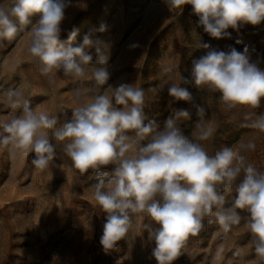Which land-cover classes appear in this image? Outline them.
<instances>
[{
  "label": "clouds",
  "instance_id": "1",
  "mask_svg": "<svg viewBox=\"0 0 264 264\" xmlns=\"http://www.w3.org/2000/svg\"><path fill=\"white\" fill-rule=\"evenodd\" d=\"M160 2L169 12L191 5L197 27L214 39L231 38L230 28L239 30L242 25L264 22V0ZM72 6L73 0H11L8 5L0 0V42H11L19 33L30 31L27 52L39 62L41 74L58 71L74 82L90 81L91 88L84 91L93 93L58 124L57 116L33 109L20 90L9 89L2 103L21 111L0 121V148L9 153H31V164L43 171L57 159L59 145L80 176L95 173L91 187L94 207L104 214L100 243L106 252L127 239L137 215L150 221L144 225L148 242L154 243L149 259L154 258L157 264H174L187 254L182 249L189 236L204 229L205 218L224 233L243 219L258 264H264V171L248 163L245 155L255 151V142L238 141L235 147L223 146L209 155L200 142L209 140L216 129L205 122L202 105H194L198 119L190 134L180 123L191 119L187 109H172L161 126L146 113L142 88L108 84L111 74L104 41L85 34L82 43L73 46L78 30L66 41L60 39L66 10ZM105 30L102 24L96 31ZM196 47L205 52L191 60L189 75L182 76L179 84L167 85L170 104L191 102L188 86H192L219 93L224 111L260 107L264 69L251 61L247 46L243 51L234 46L224 51L198 41ZM93 48L95 62L90 52ZM161 71L169 74L173 66L161 65ZM49 82L54 79L50 77ZM76 94L79 97L81 90ZM243 119L242 127L264 133V113L248 112ZM59 167L64 170L62 164ZM224 193H234L228 206ZM222 251L218 250L214 264ZM235 254L239 255V250Z\"/></svg>",
  "mask_w": 264,
  "mask_h": 264
},
{
  "label": "rangeland",
  "instance_id": "2",
  "mask_svg": "<svg viewBox=\"0 0 264 264\" xmlns=\"http://www.w3.org/2000/svg\"><path fill=\"white\" fill-rule=\"evenodd\" d=\"M2 2L8 5L11 0ZM191 7L169 12L160 0H73L60 39L66 41L73 30H78L73 46L81 44L85 34L101 39L108 48L109 85L128 83L142 88L145 111L161 126L172 109H187L191 119L180 122L186 134L193 131L198 119L194 105H202L205 122L216 129L209 140L200 142L207 153L214 155L223 146L235 147L238 141H254L255 151L245 154L247 162L264 171V133L241 126L246 113H264V100L257 109L240 106L224 111L219 93L188 86L193 100L171 104L167 93V85L179 84L182 76L189 75L191 60L204 54L205 50L196 47L198 41L224 51L230 46L243 51L247 46L251 61L264 69V22L242 25L239 30L230 28L231 38L214 39L197 27L198 18L190 14ZM102 24L106 30L96 31ZM30 39V31H25L11 42H0V121L19 115L21 109L6 108L2 103L9 89H18L33 109L57 116L58 124L62 123L73 107L91 98L93 93L84 91L91 88V82H74L58 71L41 74L39 62L27 52ZM90 52L95 62V49ZM165 64L173 66L171 73H162ZM50 77L54 83L49 82ZM77 89L81 90L79 97ZM56 151L57 159L41 171L31 164V153H9L0 148V264H157L154 258L149 259L154 243L147 240L144 225L150 221L143 215L132 218L126 240L111 251L103 249L104 214L94 207L91 187L95 173L80 176L59 145ZM224 194L228 206L234 193ZM207 220L198 235L189 236L182 249L187 254L174 264H214L220 249L221 258L215 264H258L243 219L228 233Z\"/></svg>",
  "mask_w": 264,
  "mask_h": 264
}]
</instances>
